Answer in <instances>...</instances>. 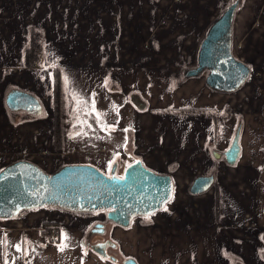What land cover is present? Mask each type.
<instances>
[{
    "label": "crops",
    "instance_id": "crops-1",
    "mask_svg": "<svg viewBox=\"0 0 264 264\" xmlns=\"http://www.w3.org/2000/svg\"><path fill=\"white\" fill-rule=\"evenodd\" d=\"M230 1L0 0V169L28 159L48 171L91 163L108 172L118 161L124 172L138 157L169 173L174 191L164 209L115 229L125 256L138 264H264V93L249 84L223 93L203 76L180 79ZM33 31L44 47L28 66ZM234 31L242 43L236 54L253 65L264 92V0H242ZM56 69L60 148L52 123ZM13 88L38 96L44 116L11 111ZM241 119V155L231 166L213 153L229 149ZM211 172L214 185L192 194L196 177ZM98 218L47 207L0 219V264H114L82 245ZM50 224L61 227L57 237Z\"/></svg>",
    "mask_w": 264,
    "mask_h": 264
},
{
    "label": "water",
    "instance_id": "water-1",
    "mask_svg": "<svg viewBox=\"0 0 264 264\" xmlns=\"http://www.w3.org/2000/svg\"><path fill=\"white\" fill-rule=\"evenodd\" d=\"M239 5L240 0H234L210 23L199 43L196 65L186 70L183 79L203 76L210 89L223 93H233L248 81L252 68L236 56L234 49V24ZM132 101L139 109L147 106L138 93L132 95ZM6 104L11 111H26L35 116L44 113L40 98L19 88L7 92ZM241 133L239 126L229 149L214 151V158L225 157L228 165H236L241 155ZM129 165L132 167L127 166L122 175L118 174V161L109 172L91 163H66L48 172L31 160L17 159L0 169V219H12L25 211L51 207L73 214L105 212L109 221L129 228L134 219L164 209L174 191L169 173L154 171L141 159ZM110 176H124L125 179L113 180ZM215 179L214 172L196 177L190 187L191 193L207 192ZM105 230L104 224L96 223L91 231L103 234ZM93 248L101 257H108L105 247L103 251L96 245ZM125 264L138 262L128 257Z\"/></svg>",
    "mask_w": 264,
    "mask_h": 264
},
{
    "label": "flooded vegetation",
    "instance_id": "flooded-vegetation-1",
    "mask_svg": "<svg viewBox=\"0 0 264 264\" xmlns=\"http://www.w3.org/2000/svg\"><path fill=\"white\" fill-rule=\"evenodd\" d=\"M157 1H159V0H157ZM234 0H231L225 7H224V9L231 3V2H233ZM183 2V0H172V3L173 4H176V3H182ZM241 3H242V0H240V5H239V7H238V9H237V12H238V10H239V8L241 7ZM223 9V10H224ZM222 10V11H223ZM169 11V10H168ZM222 11L214 18V19H216L221 13H222ZM236 12V13H237ZM163 18L161 19V21H160V25H163V24H166V22H167V14H165V15H163L162 16ZM165 19V20H164ZM213 19V20H214ZM210 25V24H209ZM234 26H235V24H234ZM209 27V26H208ZM207 27V28H208ZM207 30V29H206ZM206 32V31H205ZM234 33H235V31H234ZM205 34V33H204ZM204 36V35H203ZM235 34H234V45H235ZM146 44H148V47H150L151 46V39H150V41H148V42H146ZM248 63V62H247ZM250 66H251V68L253 67V65L251 64V63H248ZM186 70L187 69H183V72H182V74H181V77L180 78H182L183 79V76H184V73L186 72ZM257 75H256V73H252L251 72V76H250V78L248 79V81L241 87V88H243L244 86H246V85H248V84H250V85H252V84H255L256 82H258L257 81ZM181 79V80H182ZM240 88V89H241ZM238 91V90H237ZM236 92V91H235ZM260 92H261V94H263L264 92L262 91V89L260 90ZM242 120V119H241ZM241 122V121H240ZM242 122H243V120H242ZM239 126H241V124H239L238 125V127ZM242 126H243V124H242ZM114 164V163H113ZM112 164V165H113ZM118 169H119V166H118ZM98 215H99V218L95 221L96 223H101V224H104V226H105V232L103 233V234H99V233H92V229L94 228V225L96 224V223H94L93 225H92V227L90 228V229H88L87 231H86V233H85V235H84V237H86L87 235L89 236L88 238H87V240H86V243L85 244H87V245H89L88 246V249H86V250H88L89 252H91V253H93V254H96V255H98V256H100L96 251H95V249L93 248V246H95L96 245V247L99 249V250H101V251H103V248L105 247L106 248V253L108 254V257H106L105 259H107V260H110V261H112L114 264H125V260L129 257V256H125L124 254H122V253H120L119 251L121 250L122 251V246H121V244H120V242L118 241V240H116L115 239V237H112V235H114L113 234V230H114V232H115V229H117V228H122V229H126V228H124V227H121V226H118V225H116L115 223H113V222H111V221H107L106 220V218L107 217H105L106 216V214H105V212H100V213H98ZM151 216V215H150ZM146 217H148V216H146ZM138 218H143V217H138ZM100 229H102V228H100ZM111 231H112V233H111ZM88 233V234H87ZM83 237V238H84ZM84 241H85V238H84V240L82 239V245H83V247H84ZM114 257V259H112V257ZM101 257V256H100ZM102 258H104V257H102ZM131 258H133V257H131Z\"/></svg>",
    "mask_w": 264,
    "mask_h": 264
},
{
    "label": "trees",
    "instance_id": "trees-1",
    "mask_svg": "<svg viewBox=\"0 0 264 264\" xmlns=\"http://www.w3.org/2000/svg\"><path fill=\"white\" fill-rule=\"evenodd\" d=\"M43 41L39 39L38 34L33 31L32 32V39L30 43V47L28 48L26 52V64L28 66H34L35 63L40 59V53L43 50ZM182 79V78H180ZM54 103H53V117H52V123H53V129H54V138H55V144L58 148L61 147L62 141H63V126H62V87H61V71L60 69H56L54 71ZM8 109V108H7ZM45 113H43L40 117L44 116ZM32 117H36L33 116ZM242 127V120L240 122ZM137 160L138 157H135ZM108 221V219L106 218ZM88 234V233H87ZM89 236L87 235L84 241V247L88 249V246L86 243V240ZM83 238V240H84ZM58 241V239H56Z\"/></svg>",
    "mask_w": 264,
    "mask_h": 264
},
{
    "label": "rangeland",
    "instance_id": "rangeland-1",
    "mask_svg": "<svg viewBox=\"0 0 264 264\" xmlns=\"http://www.w3.org/2000/svg\"><path fill=\"white\" fill-rule=\"evenodd\" d=\"M165 20V19H164ZM257 24H258V26L260 25V23H259V21L257 20ZM152 45V44H151ZM146 47H148V44H146L145 45ZM240 47H242V43L241 42H237V43H235V45H234V49L235 50H237V49H239ZM235 54H236V51H235ZM236 56H237V54H236ZM237 57H239V56H237ZM250 85V84H249ZM248 85V86H249ZM252 86H253V88L255 87L256 88V91H257V93L260 95L261 94V92H260V90L262 89L259 85H258V82H256L255 84H252ZM57 147V146H56ZM67 155V154H66ZM45 169V168H44ZM45 170H47V169H45ZM57 170V169H56ZM48 171V170H47ZM55 171V170H54ZM48 172H53V171H48ZM109 172V171H108ZM118 174H123V171H121V170H119L118 169ZM79 215H81V214H79ZM106 217V216H105ZM54 228V229H53ZM61 229V227L59 226V225H57L56 227H51L49 230H53V232H57V234L59 235V230ZM111 233H112V231H111ZM113 234H114V230H113ZM112 237H115L114 235H112ZM120 253H122V251L120 250L119 251ZM123 254V253H122Z\"/></svg>",
    "mask_w": 264,
    "mask_h": 264
},
{
    "label": "snow or ice",
    "instance_id": "snow-or-ice-1",
    "mask_svg": "<svg viewBox=\"0 0 264 264\" xmlns=\"http://www.w3.org/2000/svg\"><path fill=\"white\" fill-rule=\"evenodd\" d=\"M118 111V110H117ZM114 130V129H113ZM124 131H127V129H124ZM137 163H139V162H137ZM109 169L111 170V164H109ZM128 167L129 168H131L132 167V165H128ZM110 179H113V180H124L125 179V177L124 176H119V177H117V176H110L109 177ZM65 239H67V237H65ZM58 247H59V249L62 251L64 248H66L67 247V244L66 243H62V244H60V245H58ZM16 249H17V251H21V246L20 245H16ZM5 264H7V262H5Z\"/></svg>",
    "mask_w": 264,
    "mask_h": 264
},
{
    "label": "built area",
    "instance_id": "built-area-1",
    "mask_svg": "<svg viewBox=\"0 0 264 264\" xmlns=\"http://www.w3.org/2000/svg\"><path fill=\"white\" fill-rule=\"evenodd\" d=\"M56 226H57V225H54V224H53V225H51V224H50V225L48 226V228H51V227H56ZM53 229H54V228H53ZM54 234H55V236L57 237V235H58V234H57V232H56V231L54 232ZM56 237H55V238H56Z\"/></svg>",
    "mask_w": 264,
    "mask_h": 264
}]
</instances>
